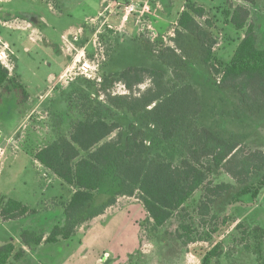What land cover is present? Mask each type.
<instances>
[{
	"label": "rangeland",
	"instance_id": "1",
	"mask_svg": "<svg viewBox=\"0 0 264 264\" xmlns=\"http://www.w3.org/2000/svg\"><path fill=\"white\" fill-rule=\"evenodd\" d=\"M101 2L0 0V52L7 57L0 62L29 95L24 101L21 89L0 92V202L12 199L36 211L18 220H6L0 209V245L12 242L20 250L23 248L22 230L47 235L55 225L64 222L63 203L70 198L71 191L35 161L34 154L54 138L67 134L85 110L106 101V96L99 92V84L103 74L112 68L108 64L112 62L113 53L119 52L114 69L128 65L148 66L150 61L146 54L152 60L155 58L140 44H145L148 38L136 41L139 35L133 16L128 18V31L115 27L123 25L119 18L122 13L111 27L103 26L101 18H93L99 14ZM165 2L167 10L154 8L157 15H165L171 5L170 20L173 22L188 2L204 7L207 16L200 22L203 25L206 20L214 23L215 28L208 30V34L217 41L214 55L224 61L231 59L241 38V34L225 22L224 11L232 6H246L251 10V21L257 27L260 47L264 49V0L251 3L244 0ZM129 4L130 0H122L117 8L122 12ZM170 30L174 31L175 26ZM165 36L168 41L164 43L159 39L160 46L171 45L172 37ZM122 40L126 43L122 44ZM58 45L62 57L56 51ZM138 46L143 48L138 51ZM76 59L79 61L72 67L67 66L70 68L59 76L64 66L73 64ZM81 60L91 66L93 62L99 63L96 76L88 78L79 74ZM199 61L196 56L185 61L184 70L191 74L190 81L203 102L201 124L238 142L248 153L264 151V111L256 113L246 109L239 95L231 89H220L219 78H213L211 71ZM165 71L166 80L171 82V68L165 67ZM83 80H89L90 84L81 87ZM108 92L122 95L126 89L116 85ZM92 95L94 101L91 103ZM109 115L105 113L110 122L114 120L124 127L134 121L123 112L117 117ZM152 150L174 163L180 160V153L171 145L158 142L152 144ZM213 179L215 184L225 182L235 186L214 203L213 214L217 219L201 218L193 212L201 196L199 192L191 201L189 212L175 214L165 227L155 230L138 199L118 197L117 204L104 214L84 221L70 240L34 250L25 248V257L15 264H202L203 257L215 246H219L218 255L213 257L211 264H261L254 253L257 239L249 232L256 226L264 229V189L258 199L250 195L238 197L243 186L222 172L213 175ZM257 182L258 178L254 177L248 185L255 188ZM116 191L113 181L106 179L94 205H103ZM238 224L242 227L237 228ZM182 226H190V235L196 242L184 244L188 239ZM181 234L183 239L178 238ZM246 244H250L251 249H246Z\"/></svg>",
	"mask_w": 264,
	"mask_h": 264
},
{
	"label": "trees",
	"instance_id": "2",
	"mask_svg": "<svg viewBox=\"0 0 264 264\" xmlns=\"http://www.w3.org/2000/svg\"><path fill=\"white\" fill-rule=\"evenodd\" d=\"M244 1L251 3L253 0ZM251 15V10L243 5L224 11L227 25L241 34L230 60H219L214 55L217 41L209 36L208 30H213L215 25L209 20L204 25L200 22L207 11L193 2H188L179 15L174 36L170 38L171 45L160 46V40L152 43L149 39L143 44L140 41L147 38L138 36L136 41L155 57L152 60L143 50L150 61L148 66L128 65L114 69L119 56L115 51L108 64L112 68L103 74L99 84V92L106 96V101L85 110L67 134L54 138L34 154L35 161L71 191L70 198L63 203L64 222L55 225L47 235L22 230L23 248L17 250L12 242L0 245V264L22 260L25 248L34 250L70 240L84 221L104 214L117 204L118 197L138 199L155 230L165 227L175 214L189 212L190 203L199 192L201 196L193 212L201 218L217 219L213 214L214 203L235 187L225 182L215 184L213 175L218 172L243 186L238 197L250 195L258 199L264 189V151L248 153L238 142L201 124L203 102L190 81L191 74L184 70L185 61L196 56L213 78H219L220 89L235 91L246 109L262 113L264 49L260 47V35ZM141 47L138 46V51ZM165 67L171 68V82L166 80ZM89 82L83 80L81 87ZM116 85H123L128 93L110 94L108 91ZM10 88L23 90L24 101L28 99L24 86L12 78L8 68L0 62V92L11 91ZM93 98L92 95L89 99L91 103ZM119 112L126 113L134 121L124 127L105 116L108 113L109 117H117ZM158 142L178 150L179 162L174 163L162 153L153 152L152 144ZM254 177L258 178L255 188L248 185ZM106 179L113 181L117 191L97 207L94 204ZM0 209L6 220H18L36 213L12 199L1 201ZM182 228L188 239L184 244L197 241L190 235V226ZM250 234L257 239L254 253L264 264V229L256 226ZM183 237L181 234L178 238ZM245 247L251 249L250 244ZM218 250L219 246H215L203 257L202 264H211Z\"/></svg>",
	"mask_w": 264,
	"mask_h": 264
},
{
	"label": "built area",
	"instance_id": "3",
	"mask_svg": "<svg viewBox=\"0 0 264 264\" xmlns=\"http://www.w3.org/2000/svg\"><path fill=\"white\" fill-rule=\"evenodd\" d=\"M153 0H142L139 2H132L124 9L123 21L129 18V16H133L135 21V26L137 29L138 35H143L148 38L152 43L157 42L159 39H162L163 42H167V36H174V31L170 30L166 34H160L155 26L154 18L156 15V10L153 5ZM104 11L100 13L99 18L106 20L108 16ZM104 25V24H103ZM1 53V52H0ZM4 55V56H3ZM7 59L4 53L0 54V61L3 59ZM80 67L78 68L79 74L85 75L88 78H92L96 76V72L99 67L98 62H93V65L89 64L86 60L80 61Z\"/></svg>",
	"mask_w": 264,
	"mask_h": 264
},
{
	"label": "crops",
	"instance_id": "4",
	"mask_svg": "<svg viewBox=\"0 0 264 264\" xmlns=\"http://www.w3.org/2000/svg\"><path fill=\"white\" fill-rule=\"evenodd\" d=\"M121 1L122 0H102V2H101V10L99 11V14L96 16V17H93V18H97V19H100L99 18V15H100V13H102V12H106L107 13V15L106 16H108V18H106V20H104V19H100L101 20V22H102V25L103 26H105V25H107L108 24V26H110L111 27V24L112 23H114L116 20L118 21L119 19H117L118 17H117V15L119 14V13H122L121 14V16L119 17V18H121L122 20H123V16H124V14H123V12H124V10L121 12V10H119L117 7H119V5H121ZM139 1H142V0H130V3H132V2H139ZM166 0H153V3H154V7L156 6V7H159V9H164V10H167L168 9V7H167V4H166V2H165ZM170 11L169 12H166L165 11V15L164 14H162V15H157V13H156V17L154 18V21H155V26H156V28H157V30L160 32V34H165L167 31H170V28H171V26L173 25V27L175 26H177V22H178V19H179V16H177V18H176V20L173 22V21H171L170 20V17H171V5H170ZM156 10V9H155ZM160 11V10H159ZM182 12V11H181ZM181 12L179 13V15L181 14ZM128 22H129V19H127L126 21H125V23H124V21H123V25H118V26H115L116 27V29L117 30H121L122 28H124L126 31H128V26H127V24H128ZM135 22V21H134ZM136 27V26H135ZM242 37H243V35H242ZM79 38V37H78ZM77 38V39H78ZM79 40V39H78ZM74 41V40H73ZM82 49H85V47H82ZM56 51H57V53L58 54H60L61 55V57H62V54H61V50H60V45H58L57 46V49H56ZM64 59H68L67 58V56H65V58ZM76 61H79V60H75V62H74V60H73V64H71V65H66V67L64 66V69L61 71V73L59 74V76L63 73H66V70H68L70 67H72V66H74L75 64H76ZM67 64V63H66ZM67 66H70V67H68L67 68ZM67 68V69H66ZM62 74V75H63ZM61 75V76H62ZM58 76V77H59ZM99 262V261H98Z\"/></svg>",
	"mask_w": 264,
	"mask_h": 264
}]
</instances>
